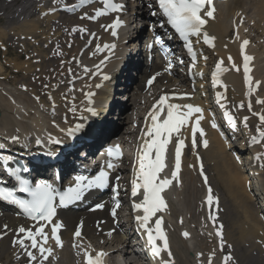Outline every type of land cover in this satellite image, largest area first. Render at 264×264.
Instances as JSON below:
<instances>
[{
	"label": "bare ground",
	"instance_id": "bare-ground-1",
	"mask_svg": "<svg viewBox=\"0 0 264 264\" xmlns=\"http://www.w3.org/2000/svg\"><path fill=\"white\" fill-rule=\"evenodd\" d=\"M58 1L14 0V19L19 18V24L11 26L9 29H0V43L6 38L13 37L16 44L33 46L31 56L29 54V58L33 59V68L25 65L24 76L33 77L39 75L33 80V83L22 81L19 84L20 87L24 84L25 88L19 87V90L10 88L11 90L8 95L0 92V139L5 141V143L6 141L8 142L6 146L9 150H16V145L10 143L11 140L13 141L12 138L14 136L19 137L18 144H20L26 136L50 137L63 127L60 123V116L63 118V114L49 115V110L47 109H50L48 103L51 105L52 112L56 108H61L64 113V109L68 107H66L68 103V98H65L67 95L66 90L62 89L61 85H58L57 88H53L52 85L54 82L57 85L60 80L64 79V75L72 80L70 84H76L81 80L83 91L77 96V111L82 110V114L85 113L84 110L89 107V104L85 101V93L95 90L92 100L97 112V115H95L97 119L91 124L88 129L89 132L86 135H82L83 132L79 135L76 134V136L71 137L69 140L61 141V143H65L66 147L73 148L65 154L67 160L78 156V149L84 147L86 144L87 147H94L107 139L116 137V134L106 125L108 120L112 119V114L115 112V110L113 111L114 107L107 106L101 110L99 106L105 104V101L108 99L113 104L118 105L120 102L116 100L119 99L117 94L121 86H124L126 91L128 90L130 94H128L129 100L136 104L138 98L144 99L141 94H144L145 83L148 77L159 73L155 83L161 85V87L153 90L150 94V99H156L161 94L181 92L191 93L190 98H193V101L197 99L195 96L198 92L194 93V88L197 89V84L192 83L188 76L184 74L169 75L163 70V66L159 61L153 60L149 63L147 56L143 55V52L139 53L140 50L138 51V48H136L138 45L137 36L146 34V28L138 33L134 28L130 36L125 32L117 38H111L109 32L104 31V25L109 23L111 18L99 17L97 15V8L93 4L80 11V13L69 15L73 14L74 8L68 14V12H61L59 10L60 5L72 4L76 0H66L65 3L57 5ZM126 1L127 6L124 12L125 26L130 28L134 26L138 27L139 23H141V29L144 25L148 27L147 22L150 19V8L147 7L151 5L149 3L150 0ZM247 3L250 5L252 3V13H256L257 16L251 0H229L224 3H217L213 17L209 19V25L207 26L210 35L215 39L210 48L204 47L200 42L197 44L196 49L200 57L199 66H195L196 63L191 61L194 64L193 67L197 69V72L192 71V78L199 83V86L207 89L209 81L211 82L207 74L213 69L218 60L223 59L226 61L229 56H232L236 62H239L241 45L248 37H250V43L252 41L253 44H257L255 45V50L250 52L255 56V80H261V78H257V71L261 72L264 69V60H262L264 58V44L258 43L260 41L258 39L254 41L253 32H260L259 34L264 38V22L261 23L264 21V0H261L260 4L262 7L261 14H259L261 15V19L258 18L257 20L250 15V5H247ZM243 14L246 15L245 21L249 22L251 27L253 26L251 28L252 31L250 29L249 32H244L246 26L240 25ZM11 17L5 16L4 18L10 20L12 19ZM140 17L143 20L141 22L139 20ZM43 25L49 30L40 31ZM80 26L83 29H87L88 32L83 34L79 30ZM74 29L77 30L74 31ZM91 35L94 36V42L92 43L89 42V36ZM60 38H63L65 41L64 48L62 47ZM43 41L44 43L40 44ZM112 41L115 42L116 49L114 51L108 52L106 50L101 55L96 53L93 58L89 57L90 53L94 52L95 44L99 43L101 46ZM247 41L249 42V40ZM58 44L60 47L57 46ZM44 46L46 49L50 48L49 51L51 52L53 47L56 46L55 53L48 54L49 51L46 53L43 50ZM259 51L262 53L260 56L258 55L261 58H258V60L256 55ZM45 55H49V57H45ZM122 60L124 61L123 69L118 70V65ZM101 61H104V63L101 64ZM97 65H99V68L96 67ZM60 66L64 67H62L63 70L58 69ZM85 66H87L89 71L86 72L84 70ZM3 68V65H0V71ZM13 69L16 71L20 70V64H14ZM95 70H99V73L92 79L91 77ZM100 74L107 75L109 79L103 81ZM57 75L61 76L56 78ZM177 78L180 80V84L178 85L175 83ZM218 80L228 84L227 93L232 106H237V104L246 101L247 86L240 73H234L226 69L223 74L218 76ZM97 84H101V88L96 89ZM119 84L120 87L118 86ZM44 86L48 88L44 89ZM26 97H29L31 101H27L29 98ZM137 104L139 105L140 103ZM26 105L29 108H26ZM96 107L99 108L97 109ZM262 107L259 110V114H264V103ZM232 108L234 109V107ZM243 108L235 116L236 124L241 121L243 115H246ZM125 113L126 111L121 113V119L124 118L122 120L123 123L128 122L130 117ZM78 114L80 113L74 115V120H76ZM69 119H72L71 116H69ZM250 120L252 124L249 123V127L257 123L256 118L254 123L251 115L249 116V122ZM202 127L205 135L203 137L199 135L195 150L200 152L204 158L208 181L213 185L214 196L218 199L217 209H213V214L218 213L215 221L217 227L223 226V240L225 241V246L228 247V254H232L233 258H237L235 264H264V221L260 218V215L264 213V176L258 175V169L256 171L257 175H250L244 172L241 167L242 160L241 166H239L232 155V151H230V149L232 150V145H236L237 143L234 140L227 144L223 142L212 129V123L207 117L203 118ZM84 129L86 128L84 127ZM181 131L187 134V130L182 129ZM204 140H207L206 147L203 144ZM35 141L33 144H35ZM84 141H86L85 145L82 144ZM263 145L264 143L259 147ZM54 146H56V143L51 145V147ZM21 148L23 150V147ZM9 150H6V152H10ZM184 155L186 156L185 167L183 166L180 179L176 182L175 187L177 188L173 186L167 193L166 208L163 211V215L167 213L174 221L173 223H169L164 218V223L169 233L171 257L167 255L166 251H162L161 255L156 257V263L159 264V259L171 258L174 261L173 264H198L200 261L207 264L208 260H212L215 254V264H223L222 253L217 252V246L216 244L214 245L217 240L213 239L204 227L200 229L195 226L196 230H194V227L191 225L194 223L192 219H195L198 215L201 216L203 213L200 202L195 201V204H193L192 200L196 199L198 193L203 197L204 188L202 186V190H200V180L194 171L188 168V165L193 163V156L188 147L184 151ZM247 164L248 167L256 166L254 159L251 158H249ZM60 166L64 172L66 163H62ZM182 195H185V209L177 206L179 204L177 198L179 200V197ZM86 202L88 201L86 200ZM97 204H103L104 207L97 208ZM109 206L110 204L106 200L97 203L92 201V203L88 202L80 210L73 211L66 209L61 211L55 221L56 223L62 222L60 228L61 240L66 241L69 239L74 228L78 225L82 228V233L87 239H92L93 242L95 240L100 242L102 239L107 241V248L113 250L109 255V261L112 258L114 259L116 253L122 255L124 258L125 256L129 258L130 255H133V252L144 253L145 250L142 248L140 241H138V232L135 229L138 224L133 222L130 216L127 223L123 222L120 225V228L127 231L126 234H123L120 228L114 226V220L109 218L107 210ZM184 211H186L187 215H191L190 220L186 214L184 215ZM180 217H183L184 223L179 224L177 222ZM199 220H201V217H199ZM5 225H7L6 229ZM21 225L26 228L31 227L28 222L21 219L16 213L0 208V260L6 259L5 262L7 264H30L24 248L14 243L18 238H24V235L17 231ZM112 229L116 231L113 237L108 236ZM186 230L190 235L188 239L182 236ZM114 243L117 244L114 245ZM28 249L32 250L30 247ZM98 249L104 250L102 247ZM32 251H34V254L38 258L32 264H66L64 258L69 262L72 259L69 248L64 249L63 253H59L56 250L51 251L46 254L47 258L42 261L39 260V252ZM208 254L212 256L209 257ZM107 260L108 258H106ZM69 262L68 264H71ZM114 262L118 264L116 260Z\"/></svg>",
	"mask_w": 264,
	"mask_h": 264
},
{
	"label": "snow or ice",
	"instance_id": "snow-or-ice-1",
	"mask_svg": "<svg viewBox=\"0 0 264 264\" xmlns=\"http://www.w3.org/2000/svg\"><path fill=\"white\" fill-rule=\"evenodd\" d=\"M105 9L97 10V15L105 14L107 9L112 11H119L122 9V5L114 3L113 0H102ZM159 7L163 10L165 16L167 17V23L171 24L172 27L176 30L179 36L183 39L187 53L191 57L192 61L196 60V52L193 49L192 42L189 37H197L198 39L202 36L204 43L212 45L214 37H210L207 32H203V26L206 24V20L201 15V11L205 9V5H211V0H158ZM204 15L207 17H213V10H205ZM95 18V17H93ZM243 21H241L242 23ZM121 21L117 18L112 25L105 26L107 28L111 27L113 30L111 34L116 37L118 35L115 28L121 25ZM77 29H74L76 31ZM159 42V38H157ZM249 42L245 40L241 45V53L243 55L244 46ZM108 48V45L104 46ZM114 47V45H112ZM100 46H97V51H99ZM179 59V63L183 64V60ZM205 59H207L205 57ZM252 57L243 55V69H244V78L245 82H249L248 72V61ZM229 61H232V57L229 56ZM104 61H101L103 64ZM221 63L216 64V72L212 74V81L215 85L218 82L217 73L223 72L225 69L221 67ZM194 66V64H193ZM99 68V65L96 66ZM173 67V63L169 61L168 68ZM233 67H236L233 64ZM86 72L89 71L87 66L84 69ZM238 70V69H237ZM191 71V66L189 68ZM156 75H159L157 73ZM104 80L109 79L107 75L102 77ZM155 76L150 78L147 83L149 86L155 80ZM102 85L97 84L96 87L99 88ZM251 91V89H249ZM92 92L85 93V96L88 98L87 103L91 104L93 97ZM174 93L163 94L159 97L156 104L153 105V109L149 111L148 116L151 117V123L147 127L146 133L144 135L147 139L144 140V143L140 146L138 150V171L136 173L137 179L131 181L132 196L138 194V189L143 190V199L142 202L134 205L136 209H142L143 215L136 217L140 226L144 229L147 234V241L151 247V252L155 257H159L162 251H166L167 255L171 257V251L169 249L168 240L165 232L162 230L161 221L162 217H156L158 212H161L166 208V202L162 197L161 193L172 183L174 179L177 178L178 172L181 168V157L182 150L186 147L185 140L182 139L183 133L181 132L182 128H185L189 124L190 118L194 113H202V109L198 106L192 104H177L168 102ZM188 95V94H185ZM219 98V97H218ZM37 99H39L37 97ZM264 102V101H258ZM243 108L245 105L243 102L239 105ZM248 109L251 110V104L247 105ZM86 111L92 115H97L94 107L86 108ZM75 112V109H73ZM161 113L163 116L161 117ZM228 122L235 127L234 117L227 112L225 113ZM83 121V117L80 118ZM202 116H198L191 127L192 134V144L193 146L197 143L196 134L199 133L201 137L205 135L203 129L200 127V120ZM258 119L260 122H264V114H259ZM248 117L244 118L245 127L247 124ZM55 123V122H54ZM212 127L217 128L218 125L215 121L212 122ZM83 130V123H78L75 127L70 128L66 135L70 137L76 136L77 133ZM63 132L64 130L61 129ZM257 132L259 133L260 138H264V131L260 129V125H257ZM18 137L13 138V142L18 141ZM51 139V138H50ZM174 141V161L175 166L174 170L171 171V176L161 175L164 172L166 167L165 158L166 152L168 151V145L170 142ZM53 143L59 144L61 141L59 139H53ZM252 142H257V137L252 138ZM39 143V141H38ZM204 146H207V140L203 141ZM119 151V146H116L115 149ZM114 149L108 148L107 154L111 158ZM260 157H257L259 159ZM114 167V164L109 160L107 168L111 169ZM201 175H203V170L201 166ZM118 179V178H117ZM205 184L207 185V177H204ZM24 187L21 188V191L28 192L31 196L30 200L17 199L13 191L7 187H0V199L11 201L12 203L19 206L23 210V213L26 214L28 218L37 223L31 227H25L23 225L19 226L17 231L24 234V238H18L14 243H18L26 251L30 264L38 260L37 256L34 254V251H38L40 256L39 260H44L47 258L46 254L51 252V249H47L44 245L47 243L48 235L45 232V227L50 225L52 229V237L56 239L57 244L60 243L59 237L57 236L58 229L61 228L62 222L56 223L54 218L57 214V198L60 206H67L69 203L74 201H79L82 199L85 192L92 188H103L109 182V172L105 170H100L98 175H95L92 179L85 177L83 175H77L75 177V186L68 187L65 191H59L53 184L49 183L46 180H40L35 184L34 187H30L27 180L20 181ZM114 192H117V188H113ZM206 203L211 210V208L218 204V199L214 197L212 188L209 186L207 188V197ZM117 207L119 202L116 201ZM97 208H103V204H97ZM115 208L113 209V215L115 216ZM156 217L154 226H149L152 218ZM209 219L213 221V226L215 227L216 216L210 211ZM5 229L7 225L4 226ZM222 225L217 229L216 235L220 237V248L223 250L225 241L223 240L222 234ZM185 237L189 236V233H183ZM81 231L79 228L75 231L74 237H80ZM25 239L31 241V249L29 250L25 246ZM157 240L163 241L162 247L157 246ZM75 246V245H74ZM105 255L103 252L97 253L96 257L93 258L89 253H85L86 264H102L101 256ZM232 257L230 255H225L223 257V264H228L231 261ZM161 264H171L169 260H162Z\"/></svg>",
	"mask_w": 264,
	"mask_h": 264
},
{
	"label": "rangeland",
	"instance_id": "rangeland-1",
	"mask_svg": "<svg viewBox=\"0 0 264 264\" xmlns=\"http://www.w3.org/2000/svg\"><path fill=\"white\" fill-rule=\"evenodd\" d=\"M251 1L254 4L253 5V8L257 12V16L258 17L256 16V13L255 12H254L255 14L252 13L253 12L251 10L252 3H251V5L249 3H247V5H250V11H251V14L250 15L253 18H255V20H257L258 18L261 19V15H259V14H261V10H262V7L260 5L261 4V0H251ZM14 9H15V7H14V0H0V29H9L11 26H15V25L19 24L18 23V21H20L19 18L14 19ZM243 9L246 10L245 8H243ZM5 16H10V17L12 16L11 17L12 19H10V20L7 19V18L5 19L4 18ZM263 22L264 21H262L261 23H263ZM261 23H260V26H261ZM42 27H44L45 29L42 28ZM263 27H264V25H263ZM248 29L249 30L251 29L249 22L246 25V29L244 31H247ZM41 30L48 31L49 29L46 28L45 25H43L40 28V31ZM251 31H252V29H251ZM259 33L257 31L256 32H253V35L255 36L254 40L257 41V39H258V40H260V41H258L259 43L264 44V41H263L264 38L261 37V34H259ZM91 38L92 37H90V39ZM60 42H62L61 44H62V47L64 48L63 45H64V42L65 41L63 40V38H60ZM43 43H44V41L42 43H40V44H43ZM45 46H44V49L43 50H45V52L47 53L50 50V48L49 49L48 48L46 49ZM57 46L60 47L59 44ZM40 47H43V46H40ZM32 48H33V46L28 45V44H26V45L25 44H23V45L16 44V42L13 39V37H9V38H6L3 41H1V43H0V65L1 66L3 65L4 68L0 71V92H3L4 95H8L10 93V90H11L10 88H13V89L15 88V90H19V87H20L19 84L22 81H24L25 83H27V82H32L33 83V80L36 79L39 76V75H36V76H33V77H29L28 75H26V77L24 76V74H25V72H24L25 67L24 66L25 65H27L29 68L30 67L33 68V59L32 58L31 59L29 58L31 56ZM252 49H255V45L252 47ZM261 53L262 52L259 51V53L256 55L257 56V59L260 58V57H258V55L260 56ZM29 54H30V56H29ZM48 54H51V51H49ZM45 57H49V55L48 56L45 55ZM61 57H63V55H61ZM57 60H58V58H57ZM262 60H264V58ZM17 63L20 64V70H18V71H16V70L13 69L14 64H17ZM46 64H47V62H46ZM58 69L59 70L60 69L63 70L62 66H60ZM26 70H28V69H26ZM263 71H264V69L261 70V72H258L257 71V78H261L262 81H263V83H264V73H263ZM60 76L57 75L56 78H59ZM24 78H26V79H24ZM63 78L64 79L60 80V82L57 83V84H61L62 85V89H64L66 87V84L64 82L67 80V77H65V75H64ZM35 85H36V83H35ZM52 85H53V88H55L57 86L56 85V82H54ZM32 86H33V84H32ZM77 86H79V84L76 85V90H78V93H79V91H81V88L80 87H77ZM23 87L25 88V85L24 84L20 88H23ZM33 87H35V86H33ZM243 87H244V84H243ZM39 88H40V86H39ZM45 88L47 89L48 87L47 86H44V89ZM37 90H39V89H37ZM3 94H2V96H4ZM260 94H261L262 98L264 99V85H263V89L261 90V92L258 95H260ZM124 97H126L124 95V92H120V94L118 95V98H123L124 99ZM26 98H29V97H26ZM12 100H14V99H12ZM27 101L30 102L31 99L29 98V100L27 99ZM138 101H140V100H138ZM126 102L128 103V105L130 104V106H131V100H130V102L129 101H126ZM141 102H142V100H141ZM254 102H255V100H254ZM48 105H49V103H48ZM256 105H257V107H256V110L255 111H258V109L263 108L262 107L263 106L262 104L260 105V104L256 103ZM26 108H29V107L26 105ZM112 117L115 118L113 115H112ZM126 118H127V116H126ZM123 119L118 120L117 126H119L121 129H126L127 130L129 127H131V119H129L128 122L126 121V123H123V121H122ZM113 121L115 123V120H113ZM113 121H111V120L109 121L108 120V124H113ZM184 196L185 195H182L181 197H179V200L177 198V201L179 202V204L177 206L179 208H181V209H185V197ZM199 200L201 201V194L200 193L197 194L196 199H193L192 202H193V204H195V201H199ZM176 204H177V202H176ZM184 212H185L184 213V215H185L186 214V211H184ZM186 216L187 217H190L191 215L190 214H188V215L186 214ZM202 217H203V214H202ZM197 219L198 218H195V220H194L195 223L191 224L192 226H196V220ZM169 222L170 223H173L174 221L170 218L169 219ZM102 242L103 241L100 240V242H98V243L101 244ZM116 244L117 243H114V245H116ZM114 256L115 257H114L113 260L114 261L116 260V262L118 264H133L134 261L137 258L136 255H130L129 258L127 256H125V258H124L122 255L117 254V253ZM5 260H0V264H3V263L5 264L6 263ZM113 260H112V262H113ZM64 262H66V264H68L69 261L64 258ZM70 262H71V264H73L74 263V259H70ZM112 264H115V262H113ZM229 264H232V263H229Z\"/></svg>",
	"mask_w": 264,
	"mask_h": 264
}]
</instances>
